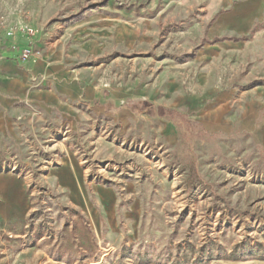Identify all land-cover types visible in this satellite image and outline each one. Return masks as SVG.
Here are the masks:
<instances>
[{"label": "rangeland", "instance_id": "374dc122", "mask_svg": "<svg viewBox=\"0 0 264 264\" xmlns=\"http://www.w3.org/2000/svg\"><path fill=\"white\" fill-rule=\"evenodd\" d=\"M208 1L13 0L25 49L54 67L33 88L65 97L49 115L23 103L0 129V182L27 199L0 214V264H264V16L213 35ZM145 90L191 108L132 105L128 120L88 100ZM67 161L84 209L58 182ZM5 193L6 216L21 212Z\"/></svg>", "mask_w": 264, "mask_h": 264}, {"label": "crops", "instance_id": "0c3cea01", "mask_svg": "<svg viewBox=\"0 0 264 264\" xmlns=\"http://www.w3.org/2000/svg\"><path fill=\"white\" fill-rule=\"evenodd\" d=\"M208 2L210 3L208 17L214 20L211 28L213 35L244 32L253 20H259L264 16V0H209ZM235 2L238 3L233 7ZM34 42L35 38L20 30L17 12H13V0H0L1 130L4 129L5 124L10 122L11 117L17 113L23 103L34 102L43 108V114L49 115V113H54L60 108L61 98L65 97L64 90L61 88H55L54 91L33 88L34 75L37 77L51 76L54 70L51 63H46L47 61L43 58L31 60L29 63L19 61L20 51ZM90 95L92 96L88 100L92 102L100 101L106 114H118L120 112L122 117L128 120L134 115L132 105L141 110V116H155L164 107L185 110L191 108V102L187 99L176 95L163 100L162 94L157 90H145V92L139 94L134 92L111 93V95L106 96L101 92H92ZM126 101H128L127 106ZM193 105L195 106V103L192 104V107ZM172 125L174 126V124ZM165 127L167 128V126ZM174 127L175 131L171 128L168 129L171 131V136L177 134L178 128ZM259 134L260 132L257 131L256 137L259 138ZM57 177L59 184L68 190L73 203L82 208L87 200L91 203L82 181V174L76 163L73 161L64 162L57 172ZM5 183L8 182L3 180L0 182V214L6 218L23 214L27 210L24 183L15 181L8 186ZM7 188L14 191L18 202L23 206L21 212L11 216H6L4 212L5 196L8 198L5 193ZM96 189L99 200L106 207L112 199V192L100 186Z\"/></svg>", "mask_w": 264, "mask_h": 264}, {"label": "built area", "instance_id": "2783aa9c", "mask_svg": "<svg viewBox=\"0 0 264 264\" xmlns=\"http://www.w3.org/2000/svg\"><path fill=\"white\" fill-rule=\"evenodd\" d=\"M39 56H40L39 51H36L33 48H28V49L21 51L20 59L22 60V62L27 63L31 61L32 59L39 58Z\"/></svg>", "mask_w": 264, "mask_h": 264}]
</instances>
